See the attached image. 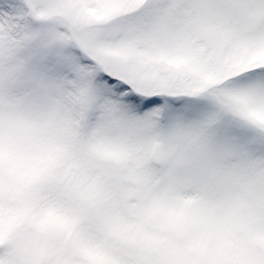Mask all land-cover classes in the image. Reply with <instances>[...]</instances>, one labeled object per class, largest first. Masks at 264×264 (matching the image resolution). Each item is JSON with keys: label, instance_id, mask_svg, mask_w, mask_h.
Listing matches in <instances>:
<instances>
[{"label": "snow or ice", "instance_id": "snow-or-ice-1", "mask_svg": "<svg viewBox=\"0 0 264 264\" xmlns=\"http://www.w3.org/2000/svg\"><path fill=\"white\" fill-rule=\"evenodd\" d=\"M0 264H264V0H0Z\"/></svg>", "mask_w": 264, "mask_h": 264}]
</instances>
